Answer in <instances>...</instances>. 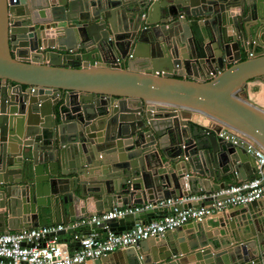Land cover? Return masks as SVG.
I'll list each match as a JSON object with an SVG mask.
<instances>
[{
    "label": "water",
    "instance_id": "1",
    "mask_svg": "<svg viewBox=\"0 0 264 264\" xmlns=\"http://www.w3.org/2000/svg\"><path fill=\"white\" fill-rule=\"evenodd\" d=\"M128 55L142 69L122 66ZM262 76L264 0H0V233L251 179L255 157L218 132L264 149V110L243 92ZM193 112L217 129L187 122ZM223 217L214 236L199 222L187 243L181 226L77 264H264V217L256 231Z\"/></svg>",
    "mask_w": 264,
    "mask_h": 264
},
{
    "label": "built area",
    "instance_id": "2",
    "mask_svg": "<svg viewBox=\"0 0 264 264\" xmlns=\"http://www.w3.org/2000/svg\"><path fill=\"white\" fill-rule=\"evenodd\" d=\"M209 74L214 76L215 73L210 71ZM218 136L241 145L255 157L257 166L255 176L246 181L229 184L210 194L211 202L198 207L177 210L175 205L179 199H167L155 205L115 206L89 219L74 221L71 225H43L0 233V264H77L106 257L119 249L132 247L138 241L161 238L190 221L202 222L206 216L215 211H224L227 207L245 206L264 199V149L254 141L224 126L220 127ZM169 206L173 207L172 212L149 222L136 220L129 229L123 231L113 232L106 225V222L110 220L148 209ZM100 223H104L102 226V229H105L104 236L96 232L86 235L74 234L71 240H64L58 236V232L65 231L67 227L75 228L87 224L94 228Z\"/></svg>",
    "mask_w": 264,
    "mask_h": 264
},
{
    "label": "crops",
    "instance_id": "3",
    "mask_svg": "<svg viewBox=\"0 0 264 264\" xmlns=\"http://www.w3.org/2000/svg\"><path fill=\"white\" fill-rule=\"evenodd\" d=\"M131 56H127L126 60H120V63L122 64V66H127V64H129L130 66H132L133 68L136 69H142V62H140V58L136 59H131ZM242 57L247 58L248 57V53L245 51H242ZM242 59V58H241ZM215 68H211V70H214ZM179 72V71H178ZM244 95L245 97L254 105H256L257 107L261 108L264 110V76L259 77V78H254L251 79L247 82L246 86L244 87ZM187 122H190L192 124L201 126V127H207L209 129H217V125L210 121L208 118H206L205 116L199 114V113H192L190 115V117L187 119ZM256 166V164H255ZM253 176H255L257 174V166L255 167V169L252 171ZM224 181L227 184H233V183H237L238 181L236 180V177L234 174H230L227 175L224 179ZM212 181L209 182V185H212ZM210 195V194H209ZM209 195H202V196H193L191 198H189L188 200H180L178 202H176V205H180L181 203H195L198 204V206H202L205 204H208L211 202V197ZM168 199H176L173 197H170ZM165 201V200H162ZM141 206V205H138ZM249 205H245V206H238V207H227L224 211H215L213 212L211 215L206 216L203 220H202V226L203 228H206L207 231L212 234L214 236V232H218L221 229V226H219V219H222L223 214H227L228 216V221H233L235 223L240 222H244L246 221L247 224L250 223L251 226L254 227V230L256 231L259 228V222H256L257 219H260L262 217H264V199L258 201L256 207H254L253 209H250L248 207ZM170 207H162L159 209L158 212L154 213V217L153 219H156L166 213H170L172 212L170 210ZM243 208V209H241ZM239 209V210H243V211H238L235 212L234 210ZM233 211L234 215H230V212ZM224 218V217H223ZM89 219V218H86ZM6 222V219H5ZM74 222V221H72ZM72 222H70L68 225H71ZM225 223V222H224ZM197 224L196 222H188L186 224H184L182 226V228H184L182 231H179V233L182 235L184 242H188L190 238V233L187 232L188 228H192L193 225ZM16 225L19 224H12L11 225V229L8 230V232H12V231H16L18 229H16L15 227H17ZM48 225H53V224H48ZM67 225V224H65ZM87 224H85V226H79V230L75 231V232H71L69 231V227H67V229L64 231V233H58V236L61 239L64 240H71L74 234H80V235H86L88 233H91L90 231L93 229V227L91 225H89V228H87L86 226ZM245 226V224H244ZM173 232V231H172ZM97 234H99L100 236H104L105 232L103 231V229H100L96 232ZM170 233V232H169ZM218 236V235H217ZM151 239V238H150ZM159 240H161L159 238ZM125 249H119L117 251H123ZM116 251V252H117ZM150 251H146L144 252V254H149ZM126 261L123 260V264Z\"/></svg>",
    "mask_w": 264,
    "mask_h": 264
},
{
    "label": "trees",
    "instance_id": "4",
    "mask_svg": "<svg viewBox=\"0 0 264 264\" xmlns=\"http://www.w3.org/2000/svg\"><path fill=\"white\" fill-rule=\"evenodd\" d=\"M245 59V57H242V60Z\"/></svg>",
    "mask_w": 264,
    "mask_h": 264
}]
</instances>
